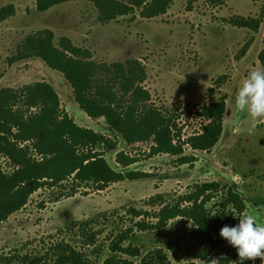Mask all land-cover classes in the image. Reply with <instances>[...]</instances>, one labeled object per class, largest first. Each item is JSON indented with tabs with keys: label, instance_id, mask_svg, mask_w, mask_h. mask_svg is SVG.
Instances as JSON below:
<instances>
[{
	"label": "rangeland",
	"instance_id": "obj_1",
	"mask_svg": "<svg viewBox=\"0 0 264 264\" xmlns=\"http://www.w3.org/2000/svg\"><path fill=\"white\" fill-rule=\"evenodd\" d=\"M10 5L12 15L0 22V88L49 83L79 126L117 140V148L105 154L112 169L150 176L110 183L102 190L80 187L69 197L59 195L68 191L67 183L34 192L22 209L0 222V264H21L24 255L55 264L57 243L71 246L88 264H105L107 259H113L108 264H198L191 256V247H197L191 223L178 217L154 228L161 207L153 206L151 198L162 195L165 203H173L204 182L232 185L245 202L244 214L251 212L264 222V120L237 114L234 106L235 92L248 73L262 68L258 55L264 50V0H173L163 15L146 18L134 7L114 19H106L90 0L67 1L45 11L37 10L35 0H0V9ZM247 19L258 28L236 24ZM39 42L64 52L79 48L83 60L98 65L138 61L151 102L178 116L183 140L206 124L198 109L223 99L219 141L209 151L184 147L181 157L189 163H182L180 156H152L149 142L126 144L103 118L91 119L79 108L62 73L35 56L25 65L16 60ZM119 151L135 162L117 163ZM0 169L11 173L14 168L0 158ZM221 200L219 193L207 207L214 210ZM131 209L141 215L131 214ZM129 246L138 254L121 250ZM209 258H222L221 264L238 259L228 246ZM250 262L261 264L258 259Z\"/></svg>",
	"mask_w": 264,
	"mask_h": 264
},
{
	"label": "trees",
	"instance_id": "obj_2",
	"mask_svg": "<svg viewBox=\"0 0 264 264\" xmlns=\"http://www.w3.org/2000/svg\"><path fill=\"white\" fill-rule=\"evenodd\" d=\"M38 11L73 0H35ZM93 1L106 19L125 15L132 8H140L146 18L166 13L173 0H119ZM264 7H262L263 9ZM12 5L0 9V22L12 15ZM239 27L256 30L258 23L241 20ZM31 43V41H30ZM67 52V53H65ZM59 51L53 45L39 42L30 54H21L16 60L30 57L42 59L46 65L63 74L73 89L79 108L91 119L103 118L110 131L118 134L126 144L151 143L149 154L183 156L184 147L209 151L219 141L223 131L225 101L202 105L198 115L206 121L202 131L182 139L177 126L178 116L156 107L148 90L142 85L145 71L138 61L117 63L113 66L83 60L79 48ZM264 67V50L259 53ZM117 148V140L91 128L79 126L61 107L60 98L53 86L45 81L24 85L19 89L0 88V158L13 166L11 173L0 169V222L22 209L30 196L42 188L62 184L70 187L60 196H73L80 187L102 190L110 183L140 180L150 176L140 171L118 172L112 169L105 154ZM116 162L129 166L133 157L123 151L116 154ZM182 163H189L185 157ZM69 193V194H68ZM221 194L214 210L207 207ZM173 203H165L162 195L151 198L152 205L161 208L155 212L156 229L164 228L175 218H184L194 228L192 236L196 246L191 256L207 260L208 256L226 246L219 232L225 225L238 224L246 211L243 198L235 188L220 182L194 184ZM131 214L141 215L134 209ZM119 247V245H117ZM55 264H88L80 254L66 243H57ZM130 255L138 250L131 246L121 249ZM22 257V255H21ZM113 259H107L108 264ZM258 262L261 261L258 259ZM21 264H42L41 257L24 255ZM243 264H251L244 261Z\"/></svg>",
	"mask_w": 264,
	"mask_h": 264
},
{
	"label": "clouds",
	"instance_id": "obj_3",
	"mask_svg": "<svg viewBox=\"0 0 264 264\" xmlns=\"http://www.w3.org/2000/svg\"><path fill=\"white\" fill-rule=\"evenodd\" d=\"M234 106L237 114L243 113L250 120H264V67L248 73L235 92ZM234 218H238V224L225 225L219 232L220 238L236 250L238 259L231 264L256 259L264 264V222L258 221L251 212ZM221 259H198V264H221Z\"/></svg>",
	"mask_w": 264,
	"mask_h": 264
},
{
	"label": "crops",
	"instance_id": "obj_4",
	"mask_svg": "<svg viewBox=\"0 0 264 264\" xmlns=\"http://www.w3.org/2000/svg\"><path fill=\"white\" fill-rule=\"evenodd\" d=\"M22 61H23V62H22L21 64H24V65L30 63V60H22ZM21 64H20V65H21ZM234 179H235V181H236V178H234Z\"/></svg>",
	"mask_w": 264,
	"mask_h": 264
}]
</instances>
